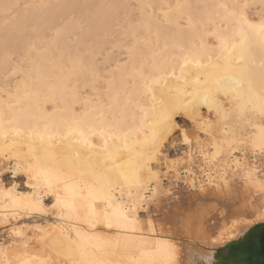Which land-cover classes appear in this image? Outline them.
Wrapping results in <instances>:
<instances>
[{
    "label": "snow or ice",
    "instance_id": "obj_1",
    "mask_svg": "<svg viewBox=\"0 0 264 264\" xmlns=\"http://www.w3.org/2000/svg\"><path fill=\"white\" fill-rule=\"evenodd\" d=\"M253 6L249 3L215 5L217 9L224 10V15L220 17L221 27L210 33L218 43L211 47L202 44L188 53L180 49V54L172 57L179 62V75L176 65L172 64L170 71L169 67L156 68V75L143 78V94L151 98L153 114V118L149 119L148 110L141 109L146 126L142 122L137 131L144 133V140L129 145L125 134L123 149L116 144L109 146L108 139L119 140L120 136L111 128L102 129L103 154L112 163H106L100 170L91 163V156L81 155L77 147L83 145L88 150L94 147L89 137L95 135L96 128L89 112L57 116L53 109L47 115L36 116L11 104L8 106L10 119H5V114L0 112V140L3 141L0 158L8 161L7 164L0 162V225L10 236L23 237L22 229L26 226L18 228L13 221L35 214H51L55 218L51 231L39 237L46 250V259L41 260L37 256L25 259L27 253H14L2 264H57L53 256L62 257L66 264H173L171 252L166 260H158L156 253L145 251L143 243H137L135 234L141 231L139 214L150 211L145 205L156 200L160 193L161 175H167L154 172L153 162L159 164V158L164 157L169 145L176 146L175 141L191 148L187 127L175 120L177 115H187V108L182 103L184 96L195 98L204 93L207 99L214 91H222L226 97H232L226 100L232 105L229 108L216 104L217 116L221 120L236 121L231 138L214 140L210 144L215 149L211 158L201 149L205 164L212 165L218 157L226 154L233 158L235 169L240 170L239 157L250 155L259 159L258 171L264 174V0H260L261 10L255 22L248 18V10ZM2 7L5 15L9 16V10L19 5L3 4ZM65 23L71 24L73 20ZM256 53L260 55L258 64ZM193 56L200 59H190ZM205 57L206 63L202 62ZM23 71L17 68L11 74ZM169 79L181 83L169 85ZM188 88L191 91H187ZM173 92L174 96L171 95ZM34 120L43 121L45 131L55 129L54 133L49 132L48 140L55 135L64 142L67 150L56 152L55 146L47 143L45 136L39 133L38 126H33L31 122ZM236 129H239V135ZM198 131L208 134L204 127ZM37 136L39 144L36 143ZM75 136L80 139L74 140ZM25 140L28 143L27 152L20 150ZM196 142L199 144V139ZM122 151L127 153L128 158L116 163ZM231 166L225 165L226 168ZM200 171L203 173L205 170L201 168ZM256 171L257 165L252 163L242 173L243 179L264 195V175L257 180L254 177ZM185 172L188 173L187 168ZM206 175L209 176L208 183H212L215 178L211 172ZM220 175L226 186L227 171ZM153 183L156 187H151ZM22 185L27 192L18 191ZM195 186L193 180L192 187ZM256 219L264 221V205L257 210ZM145 222L154 230L151 219ZM102 230L115 231L117 235L104 239L102 245L86 246L87 240H101L99 233ZM39 231L45 232V229ZM12 247L14 242L0 249V253L7 257ZM22 247L28 248L27 240ZM116 257L119 258L114 259Z\"/></svg>",
    "mask_w": 264,
    "mask_h": 264
},
{
    "label": "bare ground",
    "instance_id": "obj_2",
    "mask_svg": "<svg viewBox=\"0 0 264 264\" xmlns=\"http://www.w3.org/2000/svg\"><path fill=\"white\" fill-rule=\"evenodd\" d=\"M24 1L0 0V112L5 114V119H10L11 112L8 107L10 104L17 109L23 108L26 112L36 116L47 115L53 112V109L56 110L57 116H70L73 112L77 114L89 112L96 128L95 135L89 137L94 147L91 150L83 145L77 147L80 148L81 155L91 156V163L97 166V170L102 169L106 163L108 165L112 163L107 161L103 154L102 129L111 128L116 135L120 136L119 140L108 139L109 146L116 144L123 149L125 134L128 136L129 145L135 141L144 140V133L137 131L144 122V113L141 109L148 110L149 119L153 118V114L151 98L143 94V78L156 75V68L169 67L170 71L172 64L176 65V73L179 75V62L172 60V57L180 54V49L188 53L189 51L194 52L202 44L211 47L218 43L215 36L210 33H215L221 27L220 17L224 15V10L214 6L249 3L258 4L260 7V0H137L140 15L133 18L134 16L127 9V4L122 0ZM3 4L19 5V7L10 9L11 14L6 16ZM24 5H31V7L25 8ZM119 8H123L127 16H133L124 17L120 30L122 38L117 44L125 49L127 58L121 61L108 53V61L104 60L109 65L106 63L107 66L104 65L102 69L97 59L98 54L101 53L100 47L102 46L100 45L103 37L106 38L104 34L107 35V32L113 29V21L116 19ZM260 10L256 18L248 12L249 20L257 21ZM6 20L7 23H5ZM69 20H73V23H65ZM78 29H80L79 34L77 33L79 37L73 40L71 34L77 32ZM210 37L213 41H210ZM23 48L26 50L24 55L21 52ZM15 53L18 56L12 59L11 56ZM190 59L195 60L200 57L193 56ZM259 60L260 55L256 53L257 64ZM202 62H207L206 57ZM17 68L23 69V73L18 72L12 75L13 70ZM102 78L105 79L104 85L100 81ZM168 83L174 85L181 82L169 79ZM87 87L89 91H85ZM187 91H191V88ZM171 95L174 96L175 92ZM156 96L159 99V89H157ZM204 97V93L195 98L184 96L182 103L187 108V115H185L187 118L199 119L203 126L210 127V122L205 120L204 109H206V114L217 115L216 104L220 103L223 108H229L232 105L226 100L232 97L231 95L226 97L222 91H214L208 95L207 99ZM156 115L158 116L159 113L157 112ZM31 123L33 126H38L39 133L45 136L47 143L55 146L56 152L67 150L64 142L58 140L55 135L52 140H48L49 132L54 133L55 129L45 131L43 121L34 120ZM144 123L146 126V122ZM226 125L230 127L229 124ZM221 128L224 132V140L230 139L233 129ZM73 139L78 140L80 137L75 136ZM36 143H40L38 136ZM0 147H3L2 140H0ZM20 150L28 151L26 140L22 143ZM145 151H148L147 147ZM127 158V153L122 151L116 163L126 161ZM159 159L161 161V158ZM232 160L226 163L232 165L230 168H235ZM159 164L153 162L154 172H160ZM247 167L249 166L241 161L240 171L242 173L247 170ZM167 168L179 174L180 170L174 165H168ZM224 170H226L225 165L221 169L222 172L214 176L212 184L217 185V188L224 185L220 175ZM187 174L192 175V170L188 169ZM254 177L259 179L257 171ZM207 188L204 185L201 189L206 190ZM247 190L245 192H248L251 197H254L257 192L251 184ZM18 191L27 192L28 190L19 189ZM245 199L247 200L244 194ZM242 205L244 209L241 206V208L234 209L232 214L225 215V209L217 210L224 214L225 218L222 220L213 218L214 214L207 217L198 212H196L198 214L193 213L180 220L179 214L176 222L181 225L180 231H186L188 239L185 246L180 249L181 251L177 250L182 245L179 242L181 240H177L176 236L179 232L173 230L174 225H170L167 230L160 227L158 222H154L155 228L152 230L145 222L143 214L140 213L141 231L135 234L138 237L137 243H143L145 251L156 253V258L163 260L167 259L170 252L174 259L176 253L189 251L188 264H243L233 263L219 253V248L245 241L254 227L264 224V221L256 219L258 209L253 208V204L246 201ZM245 210L251 211L253 216L250 218L244 216ZM166 218L168 219V216ZM213 219L216 220L213 221ZM54 222L55 218L52 216L45 223L33 228L23 227V237L10 236L9 240L1 241L0 249L13 242L14 247L8 250L7 257L0 253V264L11 259L14 253L19 255L27 253L28 255L24 256L25 259H31L32 256H37L41 260L46 259V250L43 249V242L39 240V237L51 231V225ZM172 222L174 223L173 220ZM39 229H45V232ZM99 235L102 237L101 240H87L85 241L86 246L102 245L104 239L114 238L117 233L102 230ZM28 237L34 239H28ZM25 240L28 242L27 249L22 247ZM53 259L57 260V264H66L62 257L53 256Z\"/></svg>",
    "mask_w": 264,
    "mask_h": 264
},
{
    "label": "rangeland",
    "instance_id": "obj_3",
    "mask_svg": "<svg viewBox=\"0 0 264 264\" xmlns=\"http://www.w3.org/2000/svg\"><path fill=\"white\" fill-rule=\"evenodd\" d=\"M122 1H124V3L127 4L128 11L134 16L133 17L129 15L130 17L133 18H137V16L139 17L140 9H138L137 0H130V1L122 0ZM257 5L258 4H254V6L248 10L249 14L254 18H256L257 16L256 14L260 9L259 5L258 6ZM118 11L119 12L116 16V19H114L113 21L114 22L113 29L107 32V35L104 34V36H106L108 41L106 38L103 37V40L101 42L102 44L101 45L98 44L102 46L100 48L103 49V51L100 49L101 53L98 54V58H97L99 59L98 60L99 66L100 67L102 66L101 67L102 69L106 63L107 65H109L108 62H105L104 60L106 59V61H108L107 60L108 53H110L111 56L117 57L121 61H125L127 58V53L125 52V49L117 46V44L120 41V38H122L120 35V30L124 23V17L127 18L129 16L126 15V12L123 8H119ZM182 22H184V20H182ZM79 32L80 29H78L77 32L71 34L72 35L71 38L73 40H77L76 37L77 38L79 37L78 35ZM209 39L210 41H213L212 37H210ZM103 41L107 43L105 44ZM21 52L23 55L26 54V50L24 48ZM17 56H18L17 53H15L11 56V58L12 59H14V57L17 58ZM102 79L100 81L101 84L104 85L105 79L103 80ZM85 91H89V87L85 88ZM204 112H205L204 116L206 117L205 120L210 122L209 123L210 127L203 126V124L200 122L199 119H190L187 118L185 115L177 116L176 121L180 123L182 126H186L188 129L189 139L192 141L191 148H189L188 145L180 143L179 141H175L176 144L175 147H171V145H169V147L165 152L164 157H160L161 164L158 165V168L161 173H167L166 176L161 175L160 193L157 195L155 201L145 205V207L149 208L150 211L141 212L144 216L145 221L147 219H151L153 223L158 222V224L161 225L160 227L167 229L170 227V225L171 226L174 225L173 228L175 229L173 230L175 231L177 230L179 232V234L176 237L178 241L181 240L179 242H181L182 245V247H178L177 249L178 251H181L180 249H182L185 246V242L188 240L186 237V231L184 230L180 231L181 225H179L176 222L177 221L176 218L178 217L179 214H180L179 215L180 220L188 217L189 215H192L193 213L194 214L203 213L207 215V217H210L211 214H214L215 216L213 218L222 220L225 218L224 214L221 213L222 209L226 210L225 211V215H226L227 213L232 214V211L234 209L241 208V206L244 209L245 207L242 205V203L244 204V202L246 201L249 204H253L252 207L256 209H259L261 205H264V195H261V193L257 191L255 193V196L251 197L248 192H245L248 191L247 189L250 183L245 181L243 179L242 172L240 170H236L235 168L228 167L226 168V170L223 171V172L227 171L228 184L226 186L223 185L217 188V185H213L212 183L208 184L209 176L206 175V173L211 172L212 177L217 176L218 172H222L221 169L223 168L224 165H226L225 163L226 162L229 163L228 161L231 162L233 158H230L225 154L223 156L218 157L217 161L210 166L204 163V155H201L200 150L203 149L204 154L208 155L209 158H211V153L215 151V149L211 148L210 144L213 143L214 140L215 141L224 140L225 137L223 136L224 132L221 127H224L227 130L233 129V126L235 125L236 122L233 120H229L227 122L222 121L218 119L219 117L214 113L206 114V109H204ZM224 122L226 124H229L230 127H225L226 124L224 125ZM231 122L232 125L234 124L233 126L231 125ZM201 127H204L205 129L208 130L207 135H205L204 132L198 131V129ZM237 133L239 134V129H236V134ZM197 139H199L200 141L199 144H197L196 142ZM225 150H226V145H225ZM239 158L241 159V161L245 162L248 166H250L252 163H255L257 165V174L259 178L261 175H264L259 173L258 171V168L260 166V161L258 158L253 159L250 155L247 158L241 155V157ZM0 162L4 164L8 163V161H3L2 158H0ZM168 165H174L178 170H180L179 174H177V172L173 171L172 169L167 168ZM185 168L191 169L193 174L192 175L187 174L185 172ZM201 168H204L205 170L203 173L200 171ZM193 180H195V184H196L195 187H192ZM17 182L19 183V181ZM202 184L203 186L205 185V188L207 187L208 188L206 190L201 189ZM154 186H156L155 183L151 185V187ZM20 189L25 190L26 188L22 185ZM244 194L245 197L247 198V200L245 199L246 201L244 200ZM197 198L199 200L196 201ZM47 199L48 198L45 197L46 201ZM227 204H231L229 210L226 208ZM219 209L221 211L218 212L217 210ZM210 210L212 212H210ZM217 214L222 217L220 218ZM243 215L250 218L253 216V213L251 211L248 212V210H245L243 212ZM52 216L53 215L50 214L49 216L38 215L33 217H24L23 219H20L18 221H13V224H15L16 226H26L29 228L31 227L33 228L34 226L45 223V221L51 219ZM166 216H168V219L166 218ZM169 219L171 220L170 222ZM216 219H213V221H215ZM172 220L174 221V223L172 222ZM168 222L170 224H168ZM177 226L179 227V229ZM254 229L255 227L253 228V230ZM180 236H182L183 238ZM9 239H10V235L8 234L7 230L4 228V226L0 225V242L1 241L4 242ZM221 249L223 248H219V250ZM227 252L228 249L221 250L222 254H226ZM189 256H190L189 251L176 253L175 258L173 259V264H188ZM157 259L164 261L161 258H157Z\"/></svg>",
    "mask_w": 264,
    "mask_h": 264
},
{
    "label": "water",
    "instance_id": "obj_4",
    "mask_svg": "<svg viewBox=\"0 0 264 264\" xmlns=\"http://www.w3.org/2000/svg\"><path fill=\"white\" fill-rule=\"evenodd\" d=\"M197 200L199 199L197 198ZM230 207L231 204L226 205L228 210ZM224 248L228 249V252L222 254L219 250V253L233 263L264 264V224L255 227L245 241Z\"/></svg>",
    "mask_w": 264,
    "mask_h": 264
},
{
    "label": "trees",
    "instance_id": "obj_5",
    "mask_svg": "<svg viewBox=\"0 0 264 264\" xmlns=\"http://www.w3.org/2000/svg\"><path fill=\"white\" fill-rule=\"evenodd\" d=\"M223 249H225V248H223ZM223 249H222V250H223Z\"/></svg>",
    "mask_w": 264,
    "mask_h": 264
}]
</instances>
